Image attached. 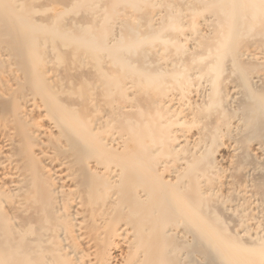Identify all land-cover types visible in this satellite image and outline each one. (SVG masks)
I'll list each match as a JSON object with an SVG mask.
<instances>
[{
  "label": "bare ground",
  "instance_id": "1",
  "mask_svg": "<svg viewBox=\"0 0 264 264\" xmlns=\"http://www.w3.org/2000/svg\"><path fill=\"white\" fill-rule=\"evenodd\" d=\"M0 264H264V0H0Z\"/></svg>",
  "mask_w": 264,
  "mask_h": 264
},
{
  "label": "rangeland",
  "instance_id": "2",
  "mask_svg": "<svg viewBox=\"0 0 264 264\" xmlns=\"http://www.w3.org/2000/svg\"><path fill=\"white\" fill-rule=\"evenodd\" d=\"M66 11H69V9H66L65 11H63V14H66V13H64V12H66Z\"/></svg>",
  "mask_w": 264,
  "mask_h": 264
}]
</instances>
